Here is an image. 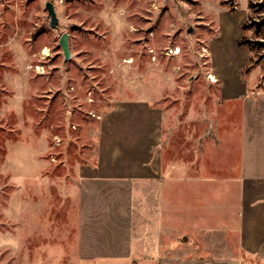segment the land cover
<instances>
[{
  "label": "rangeland",
  "instance_id": "obj_1",
  "mask_svg": "<svg viewBox=\"0 0 264 264\" xmlns=\"http://www.w3.org/2000/svg\"><path fill=\"white\" fill-rule=\"evenodd\" d=\"M259 2L0 0V264L78 263L79 166L95 164L101 118L119 101L161 116L159 170L132 185L133 264H264L238 242L237 215L242 101L264 95ZM235 58L245 88L226 99L212 59ZM134 116L128 160L139 161Z\"/></svg>",
  "mask_w": 264,
  "mask_h": 264
},
{
  "label": "crops",
  "instance_id": "obj_2",
  "mask_svg": "<svg viewBox=\"0 0 264 264\" xmlns=\"http://www.w3.org/2000/svg\"><path fill=\"white\" fill-rule=\"evenodd\" d=\"M213 41L214 38L209 39L208 46ZM232 45L239 51L240 57L245 54L243 47H237L234 42ZM212 55L211 51L210 59ZM212 62L211 74L217 78L219 93L221 89L223 98H237L245 88L240 77L243 61L235 58L226 65H220V61L214 59ZM242 104L237 178L238 242L256 255L258 261L264 259V95L246 97ZM112 107L99 124L95 164L79 166L78 170L77 264H133L132 185L136 180H146L156 169L159 170V163L156 164L153 156L161 137L160 111L145 101H119ZM135 113L139 114L140 131H143L144 147L139 161L128 160L129 157L132 159L131 154L138 152L132 144ZM217 181L216 188L209 189L218 198L220 179ZM195 188L193 186L190 190ZM173 192L170 185V194ZM175 194H179V190H175ZM226 263L236 264L230 260ZM205 264H211V259H207Z\"/></svg>",
  "mask_w": 264,
  "mask_h": 264
},
{
  "label": "water",
  "instance_id": "obj_3",
  "mask_svg": "<svg viewBox=\"0 0 264 264\" xmlns=\"http://www.w3.org/2000/svg\"><path fill=\"white\" fill-rule=\"evenodd\" d=\"M45 7L47 9V14L49 16V25H50V27H54L57 23V16H56V11L54 9V5L51 1H46ZM66 38H67V34L63 33L61 38H60V44L62 45L64 54L68 55L69 50H68Z\"/></svg>",
  "mask_w": 264,
  "mask_h": 264
},
{
  "label": "trees",
  "instance_id": "obj_4",
  "mask_svg": "<svg viewBox=\"0 0 264 264\" xmlns=\"http://www.w3.org/2000/svg\"><path fill=\"white\" fill-rule=\"evenodd\" d=\"M258 6H263L264 7V0H261V2H259ZM263 19V18H262ZM259 23V21H257ZM241 28L244 29L245 26L244 24L241 25ZM248 40L244 39L243 36H241L240 38L235 39V44L237 46H242L247 44Z\"/></svg>",
  "mask_w": 264,
  "mask_h": 264
},
{
  "label": "bare ground",
  "instance_id": "obj_5",
  "mask_svg": "<svg viewBox=\"0 0 264 264\" xmlns=\"http://www.w3.org/2000/svg\"><path fill=\"white\" fill-rule=\"evenodd\" d=\"M47 52H48L47 47H44L41 53H42V54H48L49 52H48V53H47ZM175 52L177 53V52H179V50H177V51H175ZM210 75H211V74H210ZM210 75H208L209 78H211ZM210 80H211V79H210ZM211 81H213V80H211Z\"/></svg>",
  "mask_w": 264,
  "mask_h": 264
},
{
  "label": "built area",
  "instance_id": "obj_6",
  "mask_svg": "<svg viewBox=\"0 0 264 264\" xmlns=\"http://www.w3.org/2000/svg\"><path fill=\"white\" fill-rule=\"evenodd\" d=\"M211 79V78H210Z\"/></svg>",
  "mask_w": 264,
  "mask_h": 264
}]
</instances>
